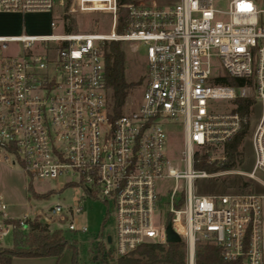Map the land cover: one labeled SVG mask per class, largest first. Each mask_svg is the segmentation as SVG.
Returning a JSON list of instances; mask_svg holds the SVG:
<instances>
[{
	"label": "built area",
	"instance_id": "1",
	"mask_svg": "<svg viewBox=\"0 0 264 264\" xmlns=\"http://www.w3.org/2000/svg\"><path fill=\"white\" fill-rule=\"evenodd\" d=\"M102 2L95 10L92 1L72 0L70 12L110 14L108 34L66 32L61 18L63 32H54L57 21L50 20L47 34L0 35V164L18 166L31 182L64 177V186L82 190L78 205L56 203L18 219L4 214L0 195V241L16 225L27 231L33 222L87 233L78 215L92 199L105 205L104 220L114 225L113 235L96 242L97 255L118 258L144 243L168 245L169 225L185 245V264H195L200 242L217 246L225 261L264 264V0H177L167 7L130 0L122 5L120 34L117 0ZM55 4L63 7L64 0H0V12H51ZM111 40L145 55L140 94L125 99L120 114L105 81L103 46ZM9 42H20L21 53H5ZM221 75L243 84H215ZM237 99L253 100L248 114L236 111ZM253 106L247 176L261 191H198V181L218 171L194 168L196 154L221 164L224 144L248 131ZM177 128L183 170L164 153ZM216 149L221 154H209ZM165 179L174 181L167 196L160 191Z\"/></svg>",
	"mask_w": 264,
	"mask_h": 264
},
{
	"label": "rangeland",
	"instance_id": "2",
	"mask_svg": "<svg viewBox=\"0 0 264 264\" xmlns=\"http://www.w3.org/2000/svg\"><path fill=\"white\" fill-rule=\"evenodd\" d=\"M93 2V9L99 10L103 7L105 0H87ZM149 2L150 0H143ZM159 5L167 7L174 4L177 0H155ZM72 0L67 4L64 0L63 7L55 4L51 12L19 15L9 17L7 28L2 32H18L19 34H28L30 31L36 33H44L48 30L50 20L57 21V27L54 32H63L61 18L64 20L65 27L71 25L72 31L75 33L94 32L100 34H108L110 30L111 15L104 12L93 13H77L70 12ZM92 5V4H91ZM85 6V4H84ZM220 7H225L222 3ZM66 15L69 18H66ZM121 47L125 55V79L131 82L129 93L126 100L139 96L143 75L145 72V55L142 49L138 48L133 51L132 46L128 43L121 42ZM22 45L20 42H9L5 53L10 55H18L21 53ZM218 67V63L215 62ZM258 110L253 106L248 115V131L239 145L238 162L232 168L226 170H217L215 177L201 179L198 181V191L209 194H223L236 192H259L261 187L255 180L249 178L247 173L253 165V157L250 143V133L257 118ZM183 149L181 128L170 130L165 144V156L169 159L173 166L183 170L184 164L180 161L181 150ZM203 152V151H202ZM210 155L218 156L219 149L209 151ZM215 164H218L215 163ZM260 176V174L258 175ZM263 177V175H262ZM64 177L56 179L34 180L31 182L25 178L18 166H9L0 164V195L2 202L6 205L3 211L8 218L18 219L24 213L32 216L37 210L46 211V209L54 206L56 203L63 207L75 206L79 203V195L82 190L77 185H63ZM247 183L248 188L239 191V186ZM172 179L162 180L160 183V191L167 196L166 189L173 187ZM35 193H47L50 195L46 198H37L33 196ZM83 211L78 215L80 223L88 229L87 233L69 232L66 230L64 223H53L49 226V232H57L64 236L68 241V245H75L78 250V264H94L93 255L99 257L96 253V242L99 241L101 235L107 233L114 234V225L111 219L104 220L105 205L99 200L86 199L83 203ZM165 215L161 220L164 221ZM13 244V236L9 235L0 241V248H9ZM67 246L59 258L55 256L43 257H14L10 264H71L72 248ZM105 247L112 250L113 244L105 242Z\"/></svg>",
	"mask_w": 264,
	"mask_h": 264
},
{
	"label": "trees",
	"instance_id": "3",
	"mask_svg": "<svg viewBox=\"0 0 264 264\" xmlns=\"http://www.w3.org/2000/svg\"><path fill=\"white\" fill-rule=\"evenodd\" d=\"M70 0H67V4ZM130 0H117V19L115 32L120 34L124 29V19L127 9L122 5ZM66 18H69L66 15ZM66 32H73L71 25L65 27ZM105 61V81L108 89V98L116 114H120L125 99L129 93L131 82L125 79V55L121 47V41H106L103 46ZM215 84L226 86H239L242 79L221 75L214 80ZM252 99H237L236 111L241 115L248 114ZM247 132L245 126L235 137L224 144L225 160L221 164L207 163V154L202 153L197 157L194 168L207 172L226 170L232 168L238 162L239 145ZM248 188L247 183L239 186V191ZM47 193H35L37 198H46ZM13 244L9 248H0V264H10L14 257H43L55 256L59 258L68 245L63 235L57 232L50 233L47 226L38 222L29 223L28 230L22 231L16 225L13 233ZM72 248L71 264H78V250L75 245ZM94 264H185V245L183 242L162 245L157 243H144L128 255L114 258L111 253H101L96 257ZM195 264H242L240 260L225 261L220 255L219 248L211 243L200 242L196 244Z\"/></svg>",
	"mask_w": 264,
	"mask_h": 264
},
{
	"label": "crops",
	"instance_id": "4",
	"mask_svg": "<svg viewBox=\"0 0 264 264\" xmlns=\"http://www.w3.org/2000/svg\"><path fill=\"white\" fill-rule=\"evenodd\" d=\"M39 14V13H42V12H26V13H18V12H0V35H17L19 34L18 32H2V30H5L7 27L6 24H8V18L9 17H13V16H21V15H29V14ZM43 13H49V12H43ZM50 22V21H49ZM50 32V26H49V23H48V30L47 32H44V33H36L34 31H30L28 34L30 35H35V34H47ZM94 256V255H93ZM92 256V258H93Z\"/></svg>",
	"mask_w": 264,
	"mask_h": 264
},
{
	"label": "water",
	"instance_id": "5",
	"mask_svg": "<svg viewBox=\"0 0 264 264\" xmlns=\"http://www.w3.org/2000/svg\"><path fill=\"white\" fill-rule=\"evenodd\" d=\"M166 232H167L166 241L168 243H178V242H180V237L172 231V229L170 228L169 225L167 226ZM109 241H110V237H107V242H109ZM92 259L93 260L96 259V256L94 255Z\"/></svg>",
	"mask_w": 264,
	"mask_h": 264
},
{
	"label": "bare ground",
	"instance_id": "6",
	"mask_svg": "<svg viewBox=\"0 0 264 264\" xmlns=\"http://www.w3.org/2000/svg\"><path fill=\"white\" fill-rule=\"evenodd\" d=\"M100 10V9H99Z\"/></svg>",
	"mask_w": 264,
	"mask_h": 264
}]
</instances>
